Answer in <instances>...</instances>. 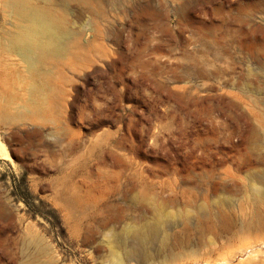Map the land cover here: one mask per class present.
Wrapping results in <instances>:
<instances>
[{"label":"rangeland","instance_id":"rangeland-1","mask_svg":"<svg viewBox=\"0 0 264 264\" xmlns=\"http://www.w3.org/2000/svg\"><path fill=\"white\" fill-rule=\"evenodd\" d=\"M33 3L71 42L31 69L0 0V264H264V0Z\"/></svg>","mask_w":264,"mask_h":264},{"label":"bare ground","instance_id":"bare-ground-1","mask_svg":"<svg viewBox=\"0 0 264 264\" xmlns=\"http://www.w3.org/2000/svg\"><path fill=\"white\" fill-rule=\"evenodd\" d=\"M6 1L11 9L23 15L28 22L12 38L11 47L18 51L31 69H37L48 56H61L68 50L71 33L64 29L56 15L36 7L33 0ZM254 194L257 198L264 197V182L254 187ZM132 249L126 246L129 259L132 258Z\"/></svg>","mask_w":264,"mask_h":264},{"label":"trees","instance_id":"trees-1","mask_svg":"<svg viewBox=\"0 0 264 264\" xmlns=\"http://www.w3.org/2000/svg\"><path fill=\"white\" fill-rule=\"evenodd\" d=\"M18 198L27 205L32 215L36 216L38 214H41L46 219L51 220L55 228L61 227L60 218L57 211L52 209L45 202L35 198L32 194L29 193L26 187L21 188V194H18Z\"/></svg>","mask_w":264,"mask_h":264}]
</instances>
